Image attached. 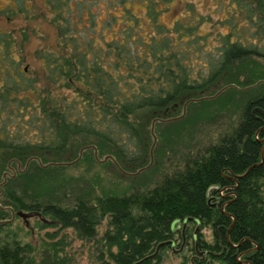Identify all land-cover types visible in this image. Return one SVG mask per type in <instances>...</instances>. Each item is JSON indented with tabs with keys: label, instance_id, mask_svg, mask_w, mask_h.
Returning a JSON list of instances; mask_svg holds the SVG:
<instances>
[{
	"label": "trees",
	"instance_id": "obj_1",
	"mask_svg": "<svg viewBox=\"0 0 264 264\" xmlns=\"http://www.w3.org/2000/svg\"><path fill=\"white\" fill-rule=\"evenodd\" d=\"M42 2L58 35L35 52L42 71L26 62L30 28H0V264L64 260L12 228L19 209L100 237L109 264H162L156 247L185 218L211 226L196 243L224 264H264V0ZM37 7L0 0L6 18ZM220 113L230 129L179 150ZM82 162L130 181L69 171Z\"/></svg>",
	"mask_w": 264,
	"mask_h": 264
},
{
	"label": "rangeland",
	"instance_id": "obj_2",
	"mask_svg": "<svg viewBox=\"0 0 264 264\" xmlns=\"http://www.w3.org/2000/svg\"><path fill=\"white\" fill-rule=\"evenodd\" d=\"M38 4V15L32 19H26L21 14L15 17L6 18L0 14V28L19 30L21 26L29 27L30 39L26 43V62L30 67L37 71H42V61L35 54L39 47H56L58 42L57 29L51 21V13L43 5L42 0H36ZM236 117V116H232ZM232 118L228 115L218 114L214 119H210L201 127L197 126L193 131L186 132L183 130V137L180 142L179 150L196 152L203 147L210 140L216 139L223 131L229 128V123ZM234 125V123H233ZM163 156V167L167 169L170 165V160L173 156L169 147L165 148ZM69 171L76 174L84 172L87 176H93L94 173L99 172L104 181L110 183V180L116 181L120 184H125L130 181L122 174L118 173L112 165L104 166L95 163L92 166L86 162H82L77 166H69ZM226 188L220 189V194H226ZM214 198V197H213ZM12 228L16 229L24 241L32 242L37 248L42 249L43 240H50L57 245L60 256H63V262L60 264H109L106 259L107 256H101L102 242L99 238L84 239L77 236L72 228L60 229L57 226L48 224L41 227L38 222V217L33 213L24 219L22 216H14ZM44 221L48 219L43 218ZM196 222H187L185 240H182L180 232L182 231L183 221H174L173 229L179 226L174 233L175 242L173 246L167 244L161 249V263L162 264H224L221 259L213 257L204 252L196 241L199 237L212 242L213 231L210 225H202L200 223L199 229L195 232ZM107 228L106 220L99 225V235ZM63 238V239H62ZM62 239V240H61ZM197 246V250H196ZM106 257V258H105ZM195 258V259H194ZM200 258L203 261H198ZM198 261V262H197ZM113 264V263H111Z\"/></svg>",
	"mask_w": 264,
	"mask_h": 264
},
{
	"label": "water",
	"instance_id": "obj_3",
	"mask_svg": "<svg viewBox=\"0 0 264 264\" xmlns=\"http://www.w3.org/2000/svg\"><path fill=\"white\" fill-rule=\"evenodd\" d=\"M141 169H139V170H141ZM16 213L18 215L22 216L24 219H26L27 216H30L32 214L31 212L24 211V210H21V209L17 210ZM13 214H14V212H13ZM188 219H190V218H185L184 220H182L183 221L182 234H183L184 240H185V225L187 224ZM199 227H200V221L197 220V225H196V228H195V232L199 229ZM178 228H179V226H176L175 229H173V227H172V230L173 231H177ZM169 243H173V240L172 239H168V240H164V241H161L160 243H158V245L156 247V252L155 253H157V251L159 250V248L162 245H166V244H169Z\"/></svg>",
	"mask_w": 264,
	"mask_h": 264
},
{
	"label": "flooded vegetation",
	"instance_id": "obj_4",
	"mask_svg": "<svg viewBox=\"0 0 264 264\" xmlns=\"http://www.w3.org/2000/svg\"><path fill=\"white\" fill-rule=\"evenodd\" d=\"M185 228H186V226H185ZM186 230V229H185ZM176 232V231H175ZM180 234H182V231L180 232ZM186 235V234H185ZM185 238H186V236H185ZM173 240V243H169L171 246H173L172 244H174V242H175V239L173 238L172 239ZM184 240V239H183ZM197 242V241H196ZM197 244V243H196Z\"/></svg>",
	"mask_w": 264,
	"mask_h": 264
}]
</instances>
